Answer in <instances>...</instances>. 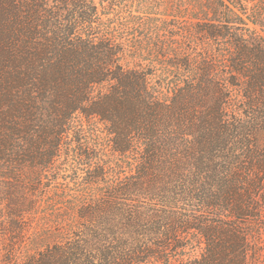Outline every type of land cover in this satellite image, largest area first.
<instances>
[{
  "label": "trees",
  "instance_id": "obj_1",
  "mask_svg": "<svg viewBox=\"0 0 264 264\" xmlns=\"http://www.w3.org/2000/svg\"><path fill=\"white\" fill-rule=\"evenodd\" d=\"M264 0H0V264H258Z\"/></svg>",
  "mask_w": 264,
  "mask_h": 264
},
{
  "label": "rangeland",
  "instance_id": "obj_2",
  "mask_svg": "<svg viewBox=\"0 0 264 264\" xmlns=\"http://www.w3.org/2000/svg\"><path fill=\"white\" fill-rule=\"evenodd\" d=\"M264 254V247H263V249H262V252H261V254ZM259 262H258V264H264V255H262L260 258H259V260H258ZM253 264V263H252Z\"/></svg>",
  "mask_w": 264,
  "mask_h": 264
}]
</instances>
